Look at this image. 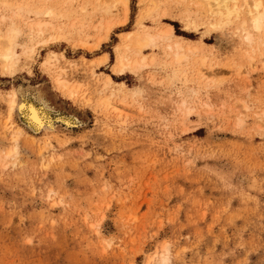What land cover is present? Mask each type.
Masks as SVG:
<instances>
[{
	"label": "rangeland",
	"instance_id": "obj_1",
	"mask_svg": "<svg viewBox=\"0 0 264 264\" xmlns=\"http://www.w3.org/2000/svg\"><path fill=\"white\" fill-rule=\"evenodd\" d=\"M86 1L0 0V35L21 29L17 72L0 61V264H264V33L213 28L199 0ZM167 24L189 59L161 41L120 74ZM19 88L54 128L10 110Z\"/></svg>",
	"mask_w": 264,
	"mask_h": 264
},
{
	"label": "bare ground",
	"instance_id": "obj_2",
	"mask_svg": "<svg viewBox=\"0 0 264 264\" xmlns=\"http://www.w3.org/2000/svg\"><path fill=\"white\" fill-rule=\"evenodd\" d=\"M124 3H126L125 10L127 13V11H129V6L127 4L128 2ZM151 3L156 4L157 2L155 3L154 1H151ZM197 5L201 6L202 9H204L205 14L207 17H209V19H215V22L212 21L210 23L213 28H221L225 25H228V23L232 22L233 19H236L239 20L240 23L238 26V30H240L241 34H244V39L249 42H253L254 33H264V0H199V2H197ZM99 6L101 10H105L106 12H109L111 9L109 5ZM51 7L47 8L45 10V13L52 15L53 10ZM123 22H125V19L123 20ZM49 25V22L39 21L37 25H35L37 27H34L33 24H30V29L32 31L37 29L38 32L42 33L44 28H48ZM62 28L59 27L58 29ZM20 34L21 29L19 27L12 26L5 36L0 35V61L3 63L4 69L8 70L10 73L17 72L19 68V61H21L18 58L19 54L16 50L17 46L21 44L19 43L18 39ZM30 34L32 36L33 33ZM126 34L129 38L133 33L132 31H129ZM161 41L165 43V52L167 58L171 59L172 64L179 65L189 59V52H192L193 49L183 42L182 36H179L175 32V29L171 24H167L164 29L158 30L155 33H152L150 31L142 32L141 34L137 35L136 38L131 41V43H128L126 45V50L131 51V54L126 55L125 53H120L118 55L116 66L119 73L124 74L128 69L134 70L137 67L144 66L147 62V57L144 55L145 49L154 47L159 42L161 43ZM204 61L205 60H203V62ZM201 75L205 76V73L202 71ZM112 82L113 79L108 76L107 84H110ZM60 84L70 94H73L75 92L74 89L69 86L70 83L67 82L66 79H60ZM119 84L125 86L124 83ZM11 97L12 98L9 102L10 110L12 112L14 110H17L19 113L23 114L26 117L27 123L34 129V131L37 132L43 129L45 126H52V128H54L53 118L50 116L53 113V109L41 98V96L36 94L29 95L27 91L19 88L17 91H15V93L12 94ZM59 119L63 120L66 124L77 123V119L70 116L60 117ZM14 151H16V149H14Z\"/></svg>",
	"mask_w": 264,
	"mask_h": 264
}]
</instances>
